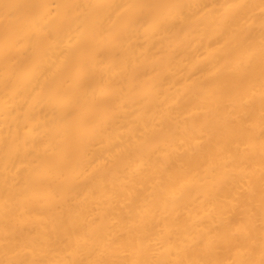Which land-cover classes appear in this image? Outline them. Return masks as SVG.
Masks as SVG:
<instances>
[{
	"label": "bare ground",
	"instance_id": "obj_1",
	"mask_svg": "<svg viewBox=\"0 0 264 264\" xmlns=\"http://www.w3.org/2000/svg\"><path fill=\"white\" fill-rule=\"evenodd\" d=\"M0 264H264V0H0Z\"/></svg>",
	"mask_w": 264,
	"mask_h": 264
}]
</instances>
